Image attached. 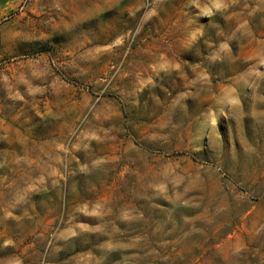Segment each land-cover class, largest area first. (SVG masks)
<instances>
[{
  "label": "rangeland",
  "instance_id": "obj_1",
  "mask_svg": "<svg viewBox=\"0 0 264 264\" xmlns=\"http://www.w3.org/2000/svg\"><path fill=\"white\" fill-rule=\"evenodd\" d=\"M0 264H264V0H0Z\"/></svg>",
  "mask_w": 264,
  "mask_h": 264
}]
</instances>
